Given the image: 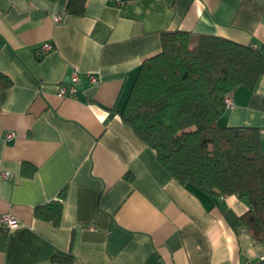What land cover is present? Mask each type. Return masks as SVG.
<instances>
[{"label": "crops", "instance_id": "0c3cea01", "mask_svg": "<svg viewBox=\"0 0 264 264\" xmlns=\"http://www.w3.org/2000/svg\"><path fill=\"white\" fill-rule=\"evenodd\" d=\"M70 1L0 0V74L13 81L0 89V264H264L247 198L185 187L121 115L162 31L264 50V0H86L82 15ZM74 68L78 91L62 98ZM231 100L221 125L259 128L264 152V76ZM59 199L60 224L36 216Z\"/></svg>", "mask_w": 264, "mask_h": 264}, {"label": "trees", "instance_id": "16d2710c", "mask_svg": "<svg viewBox=\"0 0 264 264\" xmlns=\"http://www.w3.org/2000/svg\"><path fill=\"white\" fill-rule=\"evenodd\" d=\"M86 0L68 10L85 11ZM162 50L142 64L121 111L124 122L157 153L159 162L187 188L213 197L248 200L247 229L264 242V152L257 127L225 126L226 99L238 86L254 88L264 76V50L232 39L174 29L161 32ZM12 79L0 74V89ZM37 217L60 224L62 199L38 206ZM7 229L0 230V247ZM63 264L69 258L55 256Z\"/></svg>", "mask_w": 264, "mask_h": 264}, {"label": "built area", "instance_id": "2783aa9c", "mask_svg": "<svg viewBox=\"0 0 264 264\" xmlns=\"http://www.w3.org/2000/svg\"><path fill=\"white\" fill-rule=\"evenodd\" d=\"M119 4H121L120 1H119ZM60 20H61L60 15L55 16V21L58 22ZM52 49H53L52 44L46 42L42 44L41 47L37 50V54L39 55L47 54ZM90 78H91L92 83L94 84L99 83V77L97 75L91 74ZM79 80H80V72L77 68H74L69 74V76H67L65 80L61 83L59 90H58V95L62 98L73 97L78 91L77 84ZM226 102H227L228 107L233 105L231 97H228L226 99ZM13 136H14L13 132L7 135L8 138H12ZM1 222H2V225L6 226L7 228H13L19 225V220L9 214L4 215L1 218Z\"/></svg>", "mask_w": 264, "mask_h": 264}]
</instances>
